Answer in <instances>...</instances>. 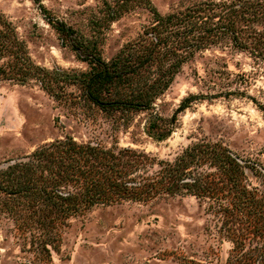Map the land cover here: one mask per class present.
<instances>
[{"label":"rangeland","instance_id":"374dc122","mask_svg":"<svg viewBox=\"0 0 264 264\" xmlns=\"http://www.w3.org/2000/svg\"><path fill=\"white\" fill-rule=\"evenodd\" d=\"M194 1L132 0L111 19L114 0H0V32L8 29L39 68L21 81L0 78V167L72 137L143 151L153 158L146 169L153 173L159 160L172 161L192 143L217 142L246 165L245 183L257 191L261 214L239 212L234 200L228 212L208 198L181 194L96 204L44 228L29 219L24 232L3 213L0 264H249L246 256L258 253L262 241L246 233L241 218L264 222L263 60L230 43L211 45L185 62L143 110L96 104L82 80L90 61H108L138 38L152 21L151 6L165 14ZM2 55L0 66L8 71L12 56ZM34 208L27 212L32 218ZM41 231L48 232L42 241L35 237Z\"/></svg>","mask_w":264,"mask_h":264},{"label":"trees","instance_id":"16d2710c","mask_svg":"<svg viewBox=\"0 0 264 264\" xmlns=\"http://www.w3.org/2000/svg\"><path fill=\"white\" fill-rule=\"evenodd\" d=\"M130 1L114 0L113 8L109 7L111 19L127 9ZM152 7V21L135 41L124 44L108 61H90L91 69L82 80L94 103L149 109L185 62L220 42L264 61V0H196L165 14ZM2 54L12 58L6 62L8 71L0 66V78L21 81L39 69L8 29L0 32ZM188 100L185 98L180 107H187ZM150 125V129L155 126ZM150 133L158 139L166 137ZM149 164H153L152 157L128 147L114 151L72 137L51 141L0 167V216H11L19 222L17 229L24 232L29 219L44 228L42 225H50L56 218L80 214L96 204L145 202L175 194L208 198L218 210L228 212L234 200L239 212L247 209L261 214L257 191L245 183L246 165L217 142L192 143L172 161L159 160L153 173L146 172ZM205 164L212 169L202 167ZM32 206L36 212L33 218L27 213ZM241 219L248 223L246 233L262 241L254 248L257 254L251 251L246 256V263L264 264V222ZM46 235L47 231H41L35 237L42 241ZM41 248L47 250L45 242Z\"/></svg>","mask_w":264,"mask_h":264}]
</instances>
